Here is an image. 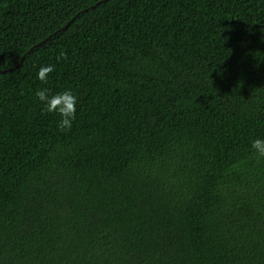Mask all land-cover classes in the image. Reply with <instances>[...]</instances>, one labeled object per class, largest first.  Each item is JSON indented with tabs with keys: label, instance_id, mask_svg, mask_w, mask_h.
Returning a JSON list of instances; mask_svg holds the SVG:
<instances>
[{
	"label": "trees",
	"instance_id": "1",
	"mask_svg": "<svg viewBox=\"0 0 264 264\" xmlns=\"http://www.w3.org/2000/svg\"><path fill=\"white\" fill-rule=\"evenodd\" d=\"M10 69L0 264H264V0H0Z\"/></svg>",
	"mask_w": 264,
	"mask_h": 264
},
{
	"label": "clouds",
	"instance_id": "2",
	"mask_svg": "<svg viewBox=\"0 0 264 264\" xmlns=\"http://www.w3.org/2000/svg\"><path fill=\"white\" fill-rule=\"evenodd\" d=\"M65 53L56 57L57 61L64 58ZM55 70V65H45L39 68L37 77L47 83L48 76ZM36 97L43 105L42 114L56 113L60 117L57 127L61 132L71 131L73 122L76 119L77 96L71 90H64L56 94H51L49 89H39L35 93ZM251 148L256 154V159H264V139H254Z\"/></svg>",
	"mask_w": 264,
	"mask_h": 264
},
{
	"label": "water",
	"instance_id": "3",
	"mask_svg": "<svg viewBox=\"0 0 264 264\" xmlns=\"http://www.w3.org/2000/svg\"><path fill=\"white\" fill-rule=\"evenodd\" d=\"M7 71H11V69L10 70H0V73H5Z\"/></svg>",
	"mask_w": 264,
	"mask_h": 264
}]
</instances>
